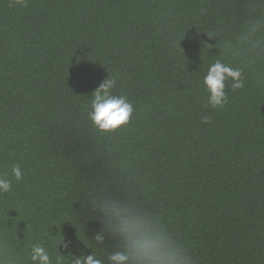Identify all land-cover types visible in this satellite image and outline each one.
Returning <instances> with one entry per match:
<instances>
[{
    "label": "trees",
    "instance_id": "obj_1",
    "mask_svg": "<svg viewBox=\"0 0 264 264\" xmlns=\"http://www.w3.org/2000/svg\"><path fill=\"white\" fill-rule=\"evenodd\" d=\"M217 60L244 86L226 81L212 108ZM107 78L134 111L100 131L89 112ZM0 175L13 264L34 244L119 250L112 234L95 240L105 196L132 198L194 264H264V0H0Z\"/></svg>",
    "mask_w": 264,
    "mask_h": 264
},
{
    "label": "clouds",
    "instance_id": "obj_2",
    "mask_svg": "<svg viewBox=\"0 0 264 264\" xmlns=\"http://www.w3.org/2000/svg\"><path fill=\"white\" fill-rule=\"evenodd\" d=\"M257 21L251 31L259 33ZM259 55L255 47L247 53V60ZM231 80L233 90L242 88V72L239 68L217 60L210 65L204 76V86L209 93L208 104L212 108L223 107L227 102L225 82ZM116 81L105 79L92 94L89 119L100 131H110L129 122L134 111L126 96L114 95ZM204 122H208L205 118ZM16 180L22 179L23 173L18 165L11 169ZM11 190V181L6 175H0V194ZM94 207L101 215L102 228L95 234V240L102 243L105 234H112L119 239V250L109 252L106 258L95 252L89 255L69 253L63 255L59 250L53 257L40 244L31 246L29 264H194L190 255L177 243L173 236L157 221L138 208L133 199L122 200L115 196L94 199ZM67 248L69 244L66 242ZM0 264H13L12 258L5 253L0 255Z\"/></svg>",
    "mask_w": 264,
    "mask_h": 264
}]
</instances>
